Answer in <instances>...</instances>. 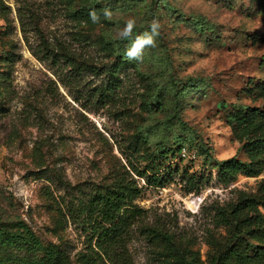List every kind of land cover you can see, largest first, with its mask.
Wrapping results in <instances>:
<instances>
[{
	"label": "rangeland",
	"instance_id": "obj_1",
	"mask_svg": "<svg viewBox=\"0 0 264 264\" xmlns=\"http://www.w3.org/2000/svg\"><path fill=\"white\" fill-rule=\"evenodd\" d=\"M129 17L133 39L161 24L142 62L116 34ZM263 136L264 0H0V264H82L84 207L130 163L173 172L164 187L137 177L136 204L179 249L136 235L135 264H264V166L224 185L216 165L257 160L244 146ZM185 172L207 177L200 193Z\"/></svg>",
	"mask_w": 264,
	"mask_h": 264
},
{
	"label": "trees",
	"instance_id": "obj_2",
	"mask_svg": "<svg viewBox=\"0 0 264 264\" xmlns=\"http://www.w3.org/2000/svg\"><path fill=\"white\" fill-rule=\"evenodd\" d=\"M90 5H98L93 1ZM89 5V6H90ZM81 11H75L79 16ZM178 94V92H177ZM257 109H247L238 117L240 123L254 120L258 116ZM250 153L257 156L252 162L243 161L237 156L217 161V179L221 184L230 185L240 175L257 176L264 166V136L257 138L244 146ZM261 157V159H258ZM263 164V165H262ZM131 171L127 176L117 181L106 191H96L84 207V213L91 222L90 233L87 235L88 245L81 252L82 264H135L130 243L137 235L153 245L155 250H162L167 257L179 255L176 234L161 222H149L147 211L136 204L143 192L139 185L141 178L149 186L164 187L172 180L173 172H160V167L152 164L140 167L130 163ZM138 177V178H137ZM185 191L200 193L206 185L207 177L195 173H184ZM224 214V215H222ZM221 213L227 224H232L231 217ZM239 224L235 225V231ZM14 236H16L14 234ZM237 255L233 246L221 253L219 258L228 259ZM57 264H67L60 257L56 258Z\"/></svg>",
	"mask_w": 264,
	"mask_h": 264
},
{
	"label": "clouds",
	"instance_id": "obj_3",
	"mask_svg": "<svg viewBox=\"0 0 264 264\" xmlns=\"http://www.w3.org/2000/svg\"><path fill=\"white\" fill-rule=\"evenodd\" d=\"M112 15L111 11L105 10V18H110ZM89 17L93 23H97L100 20V16L96 10L93 9L89 12ZM136 19L129 17L123 27L116 29V34L121 40H130V46L127 48L125 55L129 61L135 60L142 62L144 57V50L149 47L156 46L157 37L160 35L161 24L158 19H153L149 22L148 30L141 34H138L133 39V31L136 27Z\"/></svg>",
	"mask_w": 264,
	"mask_h": 264
},
{
	"label": "built area",
	"instance_id": "obj_4",
	"mask_svg": "<svg viewBox=\"0 0 264 264\" xmlns=\"http://www.w3.org/2000/svg\"><path fill=\"white\" fill-rule=\"evenodd\" d=\"M183 155H184V156L186 155V152H185V150H184V152H183Z\"/></svg>",
	"mask_w": 264,
	"mask_h": 264
}]
</instances>
